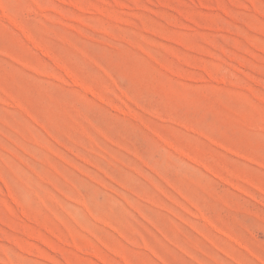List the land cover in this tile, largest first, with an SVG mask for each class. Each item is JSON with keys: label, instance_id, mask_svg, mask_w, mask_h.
<instances>
[{"label": "rangeland", "instance_id": "1", "mask_svg": "<svg viewBox=\"0 0 264 264\" xmlns=\"http://www.w3.org/2000/svg\"><path fill=\"white\" fill-rule=\"evenodd\" d=\"M0 264H264V0H0Z\"/></svg>", "mask_w": 264, "mask_h": 264}]
</instances>
